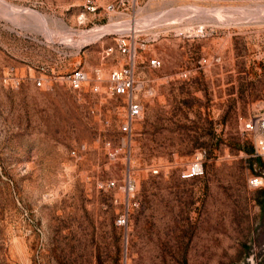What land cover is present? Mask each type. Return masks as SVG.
<instances>
[{"label":"rangeland","instance_id":"374dc122","mask_svg":"<svg viewBox=\"0 0 264 264\" xmlns=\"http://www.w3.org/2000/svg\"><path fill=\"white\" fill-rule=\"evenodd\" d=\"M110 1L79 22L84 0H0V264H264V155L244 128L264 114V0Z\"/></svg>","mask_w":264,"mask_h":264},{"label":"built area","instance_id":"2783aa9c","mask_svg":"<svg viewBox=\"0 0 264 264\" xmlns=\"http://www.w3.org/2000/svg\"><path fill=\"white\" fill-rule=\"evenodd\" d=\"M104 1V0H103ZM101 0H84L83 2V10L79 13L78 19L79 22H83L86 19V12L95 13L101 6ZM129 0H112L107 2L105 5L106 10H113L115 4L117 5H126ZM202 29V28H201ZM202 31V30H201ZM125 42H120L119 46L122 47V50H126ZM142 45H144L142 43ZM112 50V46H108L105 48V54H108ZM151 63L159 64L160 61L158 59L152 58ZM70 85L74 88H78L81 84L87 80V73L79 67L74 68L71 72H69L65 77ZM100 78V76H98ZM109 82L110 89L113 93L116 94H126L127 96V121L123 125L124 130H130L131 123L134 119L140 117L142 115V104L137 99L134 94V90L136 87L135 80L133 77V70L131 67H121L112 69L109 73ZM37 84H41V80H36ZM94 90L99 89V85L95 84L93 86ZM244 128L246 130L257 131L258 137L256 140V152L264 155V114L256 115L253 118L249 119L244 123ZM203 173V165L201 158L197 157L193 159L187 167L182 171L181 175L184 178H189L193 176H197ZM262 181L260 176H253L249 179V183L253 185H258ZM114 182L112 181L111 184ZM125 216L121 214L117 218L118 224H124Z\"/></svg>","mask_w":264,"mask_h":264},{"label":"bare ground","instance_id":"6f19581e","mask_svg":"<svg viewBox=\"0 0 264 264\" xmlns=\"http://www.w3.org/2000/svg\"><path fill=\"white\" fill-rule=\"evenodd\" d=\"M163 1H164V0H163ZM168 2H169V1H168ZM170 2H171V1H170ZM163 4H164V3H163ZM165 6H166V5H165ZM256 6H257V5H256ZM7 7L9 8L10 6L7 5ZM10 8H12V7H10ZM13 8H14V7H13ZM13 8H12L13 11H12L11 9H9V10H10L11 12H14V11H15L17 15H15V16L13 15V16H12V21H13L14 18H16V16L18 17L19 15H21V13H23L24 15L30 16L31 18L36 19V20H38V21L42 20V19L40 18L39 15H36V14H35L34 12H32L31 10L23 9V8H22V9H21V8L13 9ZM15 8H17V7H15ZM147 8H148V7H147ZM231 8H232V7H231ZM255 8H257V7H255ZM221 9H223V8H221ZM238 9H239V8H238ZM246 9H247V8H246ZM248 9H249V8H248ZM256 10H257V11H258V10H261V11H262V10H264V6H260L258 9H255L254 11H256ZM149 11H150V10H149ZM166 11H167V10H166ZM166 11H164V12H166ZM251 11H252V10H250L249 12H251ZM257 11H256V12H257ZM11 12H10V13H11ZM168 12H170V11H168ZM243 12H244V11H243ZM246 12H247V11H246ZM159 13H160V12H159ZM159 13H158V16H159ZM162 13H163V12H161V15H162ZM247 13H248V12H247ZM253 13H254V12H253ZM253 13H251V15H253ZM258 13H259V12H258ZM263 13H264V12H263ZM14 14H15V13H14ZM151 14L154 15L155 13H151ZM167 14H168V13H167ZM167 14H166L167 17H169L170 14L172 15L171 12H170L169 15H167ZM243 14H244V13H243ZM152 15H145L144 17H142V18H141V20L143 21L142 23L147 22V21H149V24H151V23H153V22L155 23V21H153V22L151 21V19L154 17V16L152 17ZM161 15H160V16H161ZM171 15H170V16H171ZM261 15H262V14H261ZM10 16H11V15H10ZM163 16H165V15H163ZM173 16H174L173 18H175V15H173ZM255 16H257V15H254V17H255ZM13 17H14V18H13ZM171 17H172V16H171ZM156 18H157V17H156ZM160 18H161V17H160ZM160 18L158 17L157 20H156L155 18H153V19L156 20V21L158 22V20H159ZM173 18H172V19H173ZM251 18H252V16H251ZM163 19H164V18H163ZM165 19H166V17H165ZM170 19H171V18L169 17V21H170ZM247 19H248V18H247ZM138 20H139V19H138ZM138 20H137V21H138ZM141 20H139V21H141ZM258 20H259V19H258ZM110 21H112V20H110ZM125 21H126V20H125ZM127 21H129V20H127ZM150 21H151V23H150ZM171 21H172V20H171ZM34 22H35V21H34ZM135 22H136V21H135ZM135 22H134V24H136V26H138L137 23H139V24L141 23V22H137V23H135ZM157 22H156V23H157ZM167 22H168V21H167ZM120 23H127V22H121V21H120ZM142 23H141L140 25H142ZM147 23H148V22H147ZM156 23H155V24H156ZM158 23H160V21H159ZM165 23H166V22H165ZM40 24H42V21L40 22ZM149 24H148V26H149ZM123 25H124V24H123ZM123 25H121L122 28H124ZM129 25H130V24H129ZM140 25H139V26H140ZM152 25H153V24H152ZM152 25H151V26H152ZM117 26H118V23H116L115 21H114V22H110V23H107L106 25H102V26L94 27V28H92V29L89 30V31L82 32V33H80V34H81L80 37L83 38V41H85V40H86V41H87V40H94V39H97L98 37H100L103 33L105 34V32H110V31H113V30H115V29H116V30H120ZM136 26H135V28H136ZM142 26H143V25H142ZM144 26H145V25H144ZM41 27H42V25H41ZM119 27H120V26H119ZM128 27H130V26H128ZM45 28H46V27H45ZM125 28H127V27H125ZM137 28H139V27H137ZM42 29H44V28H42ZM44 30H47L48 32H53V31H49L48 28H46V29H44ZM121 30H122V29H121ZM121 30H120V31H121ZM125 30H126V29H125ZM59 31H60V30H59ZM62 31H63V30H62ZM66 31H67V30H66ZM123 31H124V30H123ZM48 32H47V33H48ZM57 32H58V31H57ZM76 32H77V31H76ZM58 33H59V32H58ZM58 33H57V34H58ZM67 33H68V32H66V34H65V33H63V34H65V35L67 36ZM51 34H52V33H51ZM63 34H62V35L59 34L60 36H62V40H63L64 38L67 39L68 37H63ZM68 34L70 35V32H69ZM72 34L75 35V34H77V33H72ZM72 34H71V35H72ZM59 35H58V36H59ZM69 35H68V36H69ZM52 36H53V35H52ZM58 36L56 35V37H58ZM75 36H76V35H75ZM78 36H79V35H78ZM71 37H72V39H73V35L70 36L69 38H71ZM59 38H60V37H59ZM69 38H68V39H69ZM68 39H67V40H68ZM70 40H71V39H70ZM70 40H69V41H70ZM65 41H66V40H65ZM83 41H82V43H83ZM80 44H81V43H80Z\"/></svg>","mask_w":264,"mask_h":264}]
</instances>
